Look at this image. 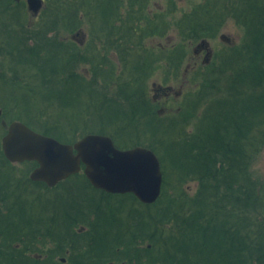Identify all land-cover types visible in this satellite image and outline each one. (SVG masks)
Returning <instances> with one entry per match:
<instances>
[{"label": "trees", "instance_id": "1", "mask_svg": "<svg viewBox=\"0 0 264 264\" xmlns=\"http://www.w3.org/2000/svg\"><path fill=\"white\" fill-rule=\"evenodd\" d=\"M10 1L0 0V8ZM65 8L47 11L38 28H29L19 11L2 14L0 56L7 69L0 75V134L7 132L4 120L18 119L63 142L101 133L119 148L149 147L162 162V195L142 203L134 193L96 188L84 171L49 187L30 178L37 162L21 170L0 139V264H264V178L252 171L264 148V0H200L185 11L182 39H216L229 21L243 35L215 53L200 91L168 118L157 114L146 90L159 55L121 51L124 62L132 58L130 76L120 75L111 94L117 70L109 54L101 56L93 43L80 47L47 36L59 15L68 32L78 22L79 11ZM160 17L161 33L168 20ZM133 21L128 17L127 25ZM116 29L120 34L121 26ZM191 182L194 195L186 187ZM63 220L92 224L80 253L56 250ZM47 248L53 249L39 257Z\"/></svg>", "mask_w": 264, "mask_h": 264}, {"label": "rangeland", "instance_id": "2", "mask_svg": "<svg viewBox=\"0 0 264 264\" xmlns=\"http://www.w3.org/2000/svg\"><path fill=\"white\" fill-rule=\"evenodd\" d=\"M119 1L120 0H118V2ZM124 1L125 3H127L125 7L127 11H124V15H127L128 17H131L134 19L133 23H131L132 26L131 25L124 26V30L120 31V34L118 33V31L116 32L112 31L111 32V36H112L111 44H107L104 42L101 43V41L95 43V45L99 49L97 51L98 52L100 51L99 54H101V56L109 54L111 61L116 64L117 73L115 77H113V79L114 78H117V79L115 80V82H112L109 84V87L111 90L110 93L111 94L114 93L115 88H117V84H118L117 82L119 81L118 78L120 77V75L124 77L129 75V74L128 75L125 74V71H127L126 67H128L129 65L130 66L132 65V63H130L132 61V58H130L127 63L124 62L125 59H122L120 56L121 51L124 54L128 53L129 56L138 55V57H140L141 54L143 53L137 50H140L143 48L147 49V51H149V54L155 52L157 55H159L157 57L160 60L155 62L151 68L152 71H151L150 77L147 80V86H146L147 96L151 100V102L154 104L153 108L156 110L157 114H159L161 118H168L171 115H175L178 112H181L182 104L184 103V101L188 97L190 98L200 91V86H201V83L203 82L204 74L210 71L209 65L211 64L215 53H217V51H219V53H222L223 51L221 50H223L224 45L235 46L236 44H238L242 39L243 31L241 27L237 25L234 21H229L225 25L224 29L218 34V37L216 39L209 41L210 44L207 47H209V49L212 48L214 53L213 55L210 54L209 59L206 62L204 56L203 55L199 56L197 53V49L200 47V45H202L201 43L202 41L193 42L190 39L188 40L182 39L180 35L179 25H178L179 20L181 19L185 11H189L191 7L197 1H200V0H149L148 2H146L147 0H140V1L139 0H124ZM13 3H17V2L13 1ZM57 5H59V2L57 4V0H56V5L54 6L53 4H51V2H49V4L46 5L47 6L46 9L47 11H49V9L52 8L51 11L53 12L62 11V8L59 6L58 8ZM8 7L9 5L6 6L7 10L2 9L0 11V18L2 14H4L5 12L6 13L8 12ZM137 8L140 9L142 13L139 11H134ZM64 10L66 11L68 9L64 8ZM81 11H87V9H83V10L81 9ZM19 12H20L19 16L22 17L21 20L23 22L27 21L26 23L29 25V28H32V27L36 28L35 25H36V22L37 23L39 22V18H36V16L31 14L34 11H19ZM139 13L142 16V18H146V20L140 19L141 17L138 18ZM162 13L166 15V20H168V28L166 29L165 32L160 33L159 29L156 27L159 25V21L161 19L160 14L162 16L163 15ZM44 16L46 17V15ZM147 21H151L152 23L154 22V25H152V27L154 28L150 27V29H148L147 27H145L147 26L146 25ZM113 23L115 24L116 22H113ZM83 27H84L83 29H85L86 34L88 32H91L90 28H88V25L85 24ZM155 29L158 32H155V31L153 32V30ZM75 33L77 34L76 36L77 38L76 37L74 38H76L77 41L84 39L83 37L84 32L83 34H79L78 31H75ZM66 34L67 32H65V35ZM76 34H73V35H76ZM117 34H119L118 40L117 39L113 40L114 38L113 36ZM222 34H226L227 36H229L233 40V42L225 43L221 39ZM131 37L133 38L131 39ZM1 39L2 38H0V41ZM87 42H90L89 39L87 40ZM32 43L33 41L32 42L30 41V44ZM128 43L130 44L127 46V48L122 49L121 45L123 44L127 45ZM181 44H184V49L180 54H178V51L176 53L175 49L178 46L182 47ZM80 45H84V44L82 43L80 44L78 42V46ZM86 45L82 47H85ZM207 47H204L205 50H209ZM4 60L5 58L3 56H0V75L2 73H5L7 69L6 67L3 66V64H1L4 62ZM83 70H86V72H88V69L86 68L82 69V71ZM86 74L88 75L89 73H86ZM107 129L108 131H110L109 129H113V128H110L109 126ZM5 130L7 131L6 127H5ZM5 133L2 132L0 134L1 145H2V138L5 135ZM14 164L18 165V167L21 170L27 168V165L25 164V162L14 163ZM252 171L254 172L256 176L260 175L262 178H264V148L260 152L257 159L254 160ZM186 187L188 188L190 194L194 195L197 189V183L191 182L190 184H187ZM52 191L56 192V190L54 189ZM154 203H151V204H154ZM54 212L55 210L53 211V209L46 211V213L49 214V216L53 215ZM55 216L58 217L59 215L56 214L54 215V217ZM85 224L87 223H83L79 221V225L77 226H82ZM52 244L53 243H51L48 246H53ZM53 248L44 249L42 252V256L40 255L39 257L44 258L47 253L52 251ZM58 249L59 248L57 247L56 250ZM58 251L61 252L60 249ZM61 253L59 255L60 257L62 256ZM35 256H37V254H35ZM60 257H57V258L60 259ZM108 264H110V262Z\"/></svg>", "mask_w": 264, "mask_h": 264}, {"label": "water", "instance_id": "3", "mask_svg": "<svg viewBox=\"0 0 264 264\" xmlns=\"http://www.w3.org/2000/svg\"><path fill=\"white\" fill-rule=\"evenodd\" d=\"M31 2L30 7L37 10L39 0ZM221 39L225 43L233 42L226 34ZM201 43L210 44L207 40ZM3 124L7 128L2 138L5 156L13 163L37 162L30 173L34 181L54 187L83 170L96 188L110 193H134L146 204L156 202L162 194V162L149 147L119 148L110 135L101 133H89L69 143L41 133L20 120Z\"/></svg>", "mask_w": 264, "mask_h": 264}, {"label": "flooded vegetation", "instance_id": "4", "mask_svg": "<svg viewBox=\"0 0 264 264\" xmlns=\"http://www.w3.org/2000/svg\"><path fill=\"white\" fill-rule=\"evenodd\" d=\"M13 1L17 3H13ZM31 1L33 0H11L10 1L11 7L10 6L8 7V11H38V12H33L31 14L36 16V18H39V22H42L48 19L46 5L49 4V2H51L53 6L56 5V0H39L40 5L37 8V10H34V9H31L30 7L32 3ZM58 2H59V5H57V7L58 6L61 7L62 11H65L64 8L68 7L69 5L73 6L72 11H79L78 22L75 23V26L72 29V31L69 30L71 32H68L65 29L63 16L59 15L58 23L55 26H53L52 30H49L47 36L58 35L60 39L62 40L72 39V41L76 45H78V42L80 44L82 43L84 45L86 44L89 45L91 43L95 44L96 42H100V41L101 43L104 42L107 44H111L112 43L111 32L118 31L116 29V25L119 24L120 22L119 25L121 26V29H122L121 31H123L124 26L127 25L128 16L124 15V11H127V9H125L127 3H125L124 0H120L119 2L118 0H57V4ZM2 9H6V8H0V11ZM51 9L52 8H50L49 11H51ZM81 9L82 10L87 9V11H81ZM110 11H113V12H110ZM134 11H140V9L137 8ZM44 15H46V17ZM113 22H116L115 23L116 25ZM85 24L88 25V28H90L91 30V32H88L87 34L85 32V29H83L84 28L83 26ZM36 26L37 25H35V27ZM75 31H78L79 34H83L84 32L83 34L84 39L77 41L76 39L77 34L75 33ZM65 32H67L66 35H65ZM73 34H76V35H73ZM38 36L45 37L43 32H40ZM88 39L90 42H87ZM29 41L34 42L32 38H30ZM84 45H80V46H84ZM204 47H207V46H204L203 44L200 45V47L197 49V53L199 56L203 55L205 58V61L207 62L210 54L213 55L214 52L212 48L209 49V47H207L209 50H205ZM63 222L64 223H62L61 225L62 230L60 228V232H59V241H58L59 249L63 252H66L67 254H71V252H73L74 254L80 253L82 250V247L85 248L89 242L87 237L88 238L91 237L90 232H92V227H91L92 224L88 223L82 226H77L79 225V221L67 222L63 220ZM81 233L85 235L84 236L85 239L83 240V242L80 236ZM60 260L66 263L67 257L61 256ZM110 264H113V263H110Z\"/></svg>", "mask_w": 264, "mask_h": 264}]
</instances>
